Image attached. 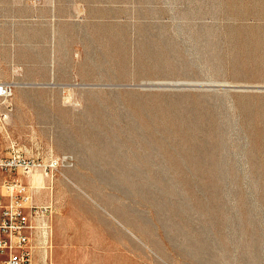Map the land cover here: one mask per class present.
<instances>
[{
  "label": "rangeland",
  "instance_id": "1",
  "mask_svg": "<svg viewBox=\"0 0 264 264\" xmlns=\"http://www.w3.org/2000/svg\"><path fill=\"white\" fill-rule=\"evenodd\" d=\"M0 82L54 264H264V0H0Z\"/></svg>",
  "mask_w": 264,
  "mask_h": 264
},
{
  "label": "built area",
  "instance_id": "2",
  "mask_svg": "<svg viewBox=\"0 0 264 264\" xmlns=\"http://www.w3.org/2000/svg\"><path fill=\"white\" fill-rule=\"evenodd\" d=\"M16 86L0 82V129L12 109ZM52 166L25 157L14 147L0 155V264H54L51 257L53 221L50 208L36 206L21 176L50 172Z\"/></svg>",
  "mask_w": 264,
  "mask_h": 264
},
{
  "label": "bare ground",
  "instance_id": "3",
  "mask_svg": "<svg viewBox=\"0 0 264 264\" xmlns=\"http://www.w3.org/2000/svg\"><path fill=\"white\" fill-rule=\"evenodd\" d=\"M137 160V159H136Z\"/></svg>",
  "mask_w": 264,
  "mask_h": 264
}]
</instances>
